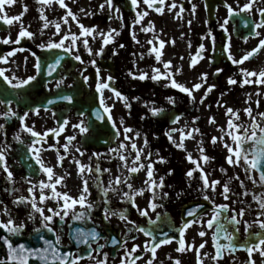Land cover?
<instances>
[{
	"label": "flooded vegetation",
	"instance_id": "flooded-vegetation-1",
	"mask_svg": "<svg viewBox=\"0 0 264 264\" xmlns=\"http://www.w3.org/2000/svg\"><path fill=\"white\" fill-rule=\"evenodd\" d=\"M224 5H219L216 8L214 20L208 22L207 15L204 7V14L206 23L211 26L216 22V15L218 10H222L229 24V29H222L217 37H214V30L212 29V37H209L210 51L207 56L209 67L213 71L211 77V83L215 87L211 92L207 94L204 99L212 102L213 98L219 97V94H224V86L221 85L225 73H231L232 79L236 80L237 83L230 85L228 90L231 93L233 99L245 101L248 97L254 102L258 99L259 106L257 103H253L252 109L257 112H264V83L256 84L255 82L244 84L241 86V81L245 79L242 76L240 70L245 65L254 71L264 69V48L253 56L244 61L242 64H233L231 60H227L226 63L222 61L217 65L213 66L214 60L212 59V53L215 50L216 45L228 46L227 57L229 53L234 56L236 55L239 60L246 52L251 51L259 44L261 39H264V27L256 28L255 24L264 20V16H261L256 10L253 15L247 14V12L235 10L238 13L237 16H243L249 18L253 22V36L245 38L247 32L242 28V22L235 19L234 22L229 21V6L226 0H223ZM258 8L264 7V0H257ZM160 5L158 1L153 4L151 11H155L156 7H164ZM117 5L124 16H130L135 14V8H133L130 0H120ZM132 6L131 13H125L123 10L124 6ZM185 7V5H183ZM93 16V19H96ZM255 32H259L260 36H256ZM19 31L16 28H11L5 25V28H0V40L9 38L15 41ZM214 37V38H213ZM223 37L226 41H223ZM117 40V43H116ZM48 40H42L41 36H33L32 39L21 38L19 44L0 43V56L7 57V53L10 51L14 52V55L7 57V63H0V69H6L5 75L9 77L13 84L19 83L20 81L27 79L29 76H35L36 79L31 81L28 85L21 88H12L0 78V100L11 101V104H0V124L4 125V129L0 130V150H3L6 158V165L9 171L13 174V181L10 183L7 179V174L0 167V209L5 205L11 209V216L16 224L21 221L24 222V228L22 232L16 236L10 237L15 243H21L29 248H44V240L51 241L52 245L56 247L61 254H70L69 262L74 257H81L77 264H96L97 260L104 259V254H107L106 264H120L121 258H125L126 264L128 257L125 256V249L131 250L132 246L137 245V252L131 253V256L139 255L140 259L136 260L135 264H146V262L152 258V253L145 251L146 245L155 243L158 240L164 239L165 235L170 240L168 244H161L156 250L155 259L153 264H173L174 260H179L180 264H197V254L195 248L199 246L201 242H206L205 247L200 250L203 264H233L232 256L236 258L235 264H245L248 259V253L244 248L238 247L234 253H224L223 259L213 261L211 256L215 254V248L213 247L212 236L216 231L215 226L212 229L206 227L205 222L211 218L212 203L211 201L204 200L203 193L201 191L202 181L199 179L200 173L194 172L192 178H188L185 173L187 170L180 166L179 153H192V150L188 149V144L193 141V138H186L184 140L186 151L180 150L169 141L168 136L165 133L170 132L171 129H177L175 132H171L173 139L179 142L180 131L179 127H184L185 133L193 128H197V124L202 122V116L195 103L194 90L192 91V98L186 93L180 92L178 89L170 86V80L173 78L161 77L157 80L155 87H148V79L150 83L152 79L146 75L145 79H134L128 74L126 69L125 61L131 60L133 56V48L131 46V39L127 38L125 45L122 47L123 51L120 50L119 54L116 53V47L121 46L119 37L103 45V51L100 55L96 53L98 44L94 41L89 47L92 54L89 55L88 51L81 49L78 52H74L70 47V51L64 57L57 56L53 61L47 63V59L51 58V55L47 53L48 49H41L38 47L39 44H47ZM45 44V45H46ZM66 44V42H65ZM23 48L24 51H16V49ZM62 50V49H60ZM26 56V63L19 65L17 57ZM75 55L81 57L80 61L74 59ZM206 53L198 51L197 57H204ZM59 58V64L56 65L52 70L51 75L48 74L49 65L55 64ZM37 60L41 61V68L39 72L34 67ZM95 61V65L91 61ZM83 61V63L81 62ZM220 70L219 72L217 70ZM225 72V73H224ZM125 73V74H124ZM42 75V83H35L37 77ZM108 77H112V80H108ZM87 78V79H85ZM252 81L256 80V77H250ZM264 79V78H262ZM59 82V87L57 83ZM108 83L109 88H114L119 91L123 97L126 98L125 104L129 107H125L124 111V123L121 126V116L118 113L110 112L105 113L106 116L110 114L113 121L116 123L117 128L120 131L118 137L113 136L114 129L112 130V124H108L106 127L101 128L98 132L88 124L89 118L96 119V111L90 110V112H82V108H87L92 102V99L97 98L99 102L103 97L104 102L106 101L105 96L114 98V94L108 88L101 89L97 92L96 86L98 83ZM156 82V81H154ZM184 86L192 89L193 85L191 82L184 81ZM129 85V86H128ZM169 85V86H166ZM171 88V89H170ZM226 88V89H227ZM134 93L138 97H134L133 103L129 99V93ZM198 95L201 94V89L197 90ZM251 93V94H250ZM259 93V95H257ZM45 96L47 104L52 105L51 108H39L38 114L32 111L35 108L37 97ZM237 96V97H236ZM62 97H67L64 99ZM172 97L174 103H170L168 98ZM143 98H152L151 102L155 100L156 108L163 109L164 115L160 116L159 112L157 115H153L151 111H148L143 103ZM113 100V99H112ZM49 101H52L49 103ZM248 105L249 103H245ZM11 108L12 112H15V116H11L8 119L4 118V113ZM248 108V106H245ZM104 110V109H103ZM25 113L28 115L24 118V124L27 127L33 128L34 131L41 133L42 138L32 137L29 132L24 131L21 127L20 117L24 116ZM169 113L176 114L179 120L171 125L175 117L169 115ZM67 120L68 123L63 125V121ZM195 120V123L193 121ZM80 124L82 127H87L86 133H81L78 128H74L73 125ZM63 125V131L59 135H55L51 132V129H58ZM128 127L133 129V132L128 133L130 137H134L136 133L139 136L135 138L134 142L137 148L144 149V159L141 158V162H153V169L157 170L153 172V178L158 182L163 177V187L155 189L157 192V198L154 200L158 206L155 210L148 209V201L151 197V193L148 192L147 186L144 184L146 179V171L140 170L137 173L125 175L130 176V183L133 185V189L144 188V195H134V201L137 207L146 209L148 216H141L137 211V207H133L132 203L121 200L120 195L117 193H109L108 198L110 201L109 206L114 210L124 211L127 216V221L119 219L117 216H112L109 220H105L104 217V205L101 190L97 187V174L95 172L88 173L83 172L78 174V168L75 161H80L83 165L84 162L89 163L90 167L95 168L97 165L103 170L105 168L111 170V176L114 175V163L116 156L114 152H109L116 146L118 139H122L128 145L127 149L129 153H134L130 148L129 141L123 140L124 136L123 128ZM201 128V127H200ZM202 131V130H200ZM44 132H48L46 137L43 136ZM196 137V133L193 134ZM74 136L71 142L66 137ZM18 137V138H17ZM113 137V140H112ZM203 137V136H202ZM206 138V136H204ZM37 139H40L39 143H35ZM145 139L147 145H145ZM64 145H67V151L64 149ZM212 147L216 148V144ZM39 149V158L43 164L53 168L55 180L56 176L63 177L61 184L57 185V191L61 193H68L73 198H78L80 190L83 187V180L81 175L88 179L89 192L87 195V202L93 204L91 212L81 219H72L73 212H87V209L80 208L79 204L75 205L73 209L69 210V215L64 218L61 222L59 217H54L53 223L50 225L54 229L53 232L47 231V229L41 226L39 214H34L35 219H27L30 205L25 207L23 205L17 206L13 204V200L20 196L28 197L29 193L27 189L30 184L26 182L23 177H29L32 184H36L37 187L33 191V195L39 201L40 189L38 187L40 180L47 182V175L39 171L40 165L36 163L34 156L37 155L35 151H29V149ZM79 149V151H77ZM198 150V149H197ZM205 150V149H204ZM57 153L63 156L64 159L60 161V166H57ZM83 153V155H81ZM93 153L101 154L99 157L93 156ZM151 153L149 159H145L148 154ZM123 154H125L123 152ZM205 154L209 157L205 151ZM91 157V159H90ZM160 158H163L165 162L161 163ZM214 158V157H213ZM222 157L217 159H211L207 164L202 162L203 167H206L205 172L210 173L208 179L211 181L217 179L221 182V185L231 177L239 176L241 180H244L250 193L264 192V188L254 192V187L250 181L245 177V172L239 167V170H235L232 166L226 162V159L222 162ZM184 160H187L184 158ZM186 163H190L188 160ZM214 166L215 170L212 171L211 167ZM226 170V175L221 173L220 169ZM228 168H233L234 171H228ZM219 172H215V171ZM229 172V173H228ZM120 173V172H119ZM117 173V176L119 175ZM230 174V176H228ZM109 173L101 171L99 174L100 180L103 182L104 187H108ZM256 176L255 173H253ZM107 185V186H106ZM230 199L225 200L220 194L222 188L220 185L217 186L215 192L210 189L205 190L206 193L211 197V200L216 204H228L230 209H236L237 211L244 207L246 209L245 215L241 219V223L238 225H231L225 221L224 227L228 232H232L237 240L248 244L249 241L245 240L247 233L245 232V224L243 221H247L251 226L249 232L251 233H262L258 225L254 221L259 216V208L255 201L252 199V195L247 196L241 195L243 191L240 187L239 181L232 179L230 183ZM6 189H16L11 194ZM50 189H45V195H50ZM121 191H128L127 187L122 186ZM167 194V195H165ZM59 199V198H57ZM59 203L62 205L63 201ZM45 209V214L50 215L47 212V208H53L59 210L57 207L56 200H46L42 205H39ZM188 211L196 213L195 219H199V223H193L184 230V241L185 247L189 244L193 245V250L185 252H177L180 237V229L184 222L193 220L194 217L187 215ZM231 211L227 215H231ZM8 217L4 216L0 212V220L6 221ZM259 219L264 220V216H259ZM155 221L150 223L149 221ZM134 226L145 229V231L151 233L150 236H146L144 232L136 231ZM39 228L40 232L36 233L34 229ZM238 228V231L236 229ZM80 229L84 233L96 231L99 233L97 241H91L90 247L88 244L77 243L74 239L76 230ZM205 231L206 235L200 237L199 231ZM8 234L3 230H0V236H7ZM57 236L60 237V243H56ZM40 237H43L41 239ZM116 241L113 244L112 241ZM3 240H0L2 242ZM25 242V243H24ZM221 244L227 243L223 239V233L220 234ZM251 243H256L254 238L250 239ZM98 244H103L104 247L99 249V252L95 251ZM264 247V246H262ZM204 253H208L204 256ZM3 254L1 255V261L3 260ZM171 257L172 259H169ZM252 260L254 264H264V257L259 255V252L253 251ZM5 262V261H4ZM7 263H12L8 261ZM29 264H42L39 259L29 258ZM56 264H59L57 261Z\"/></svg>",
	"mask_w": 264,
	"mask_h": 264
},
{
	"label": "snow or ice",
	"instance_id": "snow-or-ice-1",
	"mask_svg": "<svg viewBox=\"0 0 264 264\" xmlns=\"http://www.w3.org/2000/svg\"><path fill=\"white\" fill-rule=\"evenodd\" d=\"M15 0H0V22H2L4 25L11 26L13 22H20L21 21V16L23 13L20 15H14V16H9L6 13L5 6H11ZM53 2L59 5L61 9H65V16L61 17V20L63 21L64 24H68V17H71V20L74 22H77V25L80 29V36L81 37H87L91 36L94 32V28H88L85 27L82 24L78 23V18L77 15L74 14L70 8H68V5L65 3V0H37V3L41 5H52ZM75 2V0H73ZM157 0H143V3L146 4L149 8L153 7V4L156 3ZM191 2V0H189ZM257 2V0H248V3H245L240 11L244 12H249L251 11L253 5ZM133 8L137 7L138 0H131ZM158 3L160 5H164L165 0H158ZM105 4L108 6L109 10L113 8V3L112 0H105L103 4H101L99 7L102 10L105 7ZM177 7L175 2H173L171 5L168 6V10L171 11L172 8ZM228 7V13L229 16H234L237 15L238 13L234 12L231 6ZM26 6H25V11H26ZM195 10V5H193V12ZM40 12L39 19L43 21V25L41 28V32H43V29H46L49 27V24H53L56 33L59 34L61 25L60 23H57L55 21H48L47 17L44 15L43 9H38ZM81 12H84V9L80 10ZM117 12H119V9H116ZM155 11L157 13L162 12L161 7H156ZM181 11H183V8H181ZM257 11L261 16H264V7L258 8ZM93 13L91 12H86L85 15H92ZM148 13L146 11H141L137 12L136 17H135V24H139L143 17L147 16ZM179 15V13H177ZM227 19L225 20V24L227 23ZM256 28H261L264 27V20H261L259 23L255 24ZM154 30L152 22L149 21L148 26L142 27L141 31L147 33L149 31ZM115 31V30H112ZM100 35L103 37L102 41V47L101 49L96 53V55H100L103 51V45H106L111 42L110 40V35L105 34V33H100ZM118 35V33H117ZM256 36H260L259 32H255ZM34 34L32 32L27 31L22 22L20 25V31L17 35V38L15 41L10 40L9 38H4L3 40H0V43L4 44H9V43H14V44H19L21 38H28L32 39ZM133 39L135 40V34L133 33ZM70 40L71 41V48H75L78 40V36L74 33L66 32L63 36H61L60 40L58 42H52L49 41L46 45L41 43L38 45L39 48L41 49H62L64 52H69L70 47L65 46V41ZM85 50L88 51L89 55L92 54V51L89 47V42L88 39L85 38L82 41ZM138 43V41H137ZM148 44H152L153 41L149 40L147 41ZM160 47L163 48L164 42L160 41ZM123 47V45H121ZM261 48H264V39H261L259 41V44L256 46V48H253L251 51L246 52L239 60L234 59L233 56L229 53L228 59L232 61L233 64H242L244 61L248 60L250 57H252L254 54H257ZM200 49H203V45L200 46ZM25 49L19 48L16 49V51H24ZM226 52L228 51V46H225L224 49ZM150 51L155 52V57L157 61L160 60L161 57V52L156 49L152 48ZM14 55L13 51H10L7 53V57H11ZM7 57L0 56V63H7L8 59ZM74 59L77 61L81 60V57L79 55H75ZM59 58L56 60L55 64L49 65V71L48 74L51 75L52 70L56 67L57 64H59ZM83 63V61H81ZM93 66L95 65V61H91ZM196 63V59L193 58L191 61V65H194ZM171 62H164V68L169 69L170 68ZM34 67L37 69L39 72L41 68V64L39 60H37V63L34 65ZM158 69H153L154 73H158ZM177 73H179V69L176 70ZM218 72L220 71L219 69L217 70ZM242 75L245 77L241 81V86L244 84H249L255 82L256 84H261L264 83V69L257 71L254 70H247V69H241L240 70ZM6 69H0V78L3 79L5 83H7L10 87L12 88H21L25 85H28L31 81L35 80V76H29L27 79H24L20 81L19 83L13 84L9 77L5 75ZM131 75V73H130ZM171 73H168V77H171ZM146 74H141L138 78L143 80L145 79ZM206 73H202L199 77L201 81H206ZM250 77H256L255 81H252L251 79H248ZM135 78V77H134ZM159 78L158 75H153L151 79L157 80ZM87 79V78H85ZM108 80H112V77H108ZM237 81L229 78L228 79V84L233 85L236 84ZM169 86V85H166ZM170 86L172 88L178 89L182 93L188 94L190 98H192V91L193 90H199L202 87V83H196L193 85L192 89H189L185 87L183 84L178 83L175 79L170 80ZM57 87H59V82L57 83ZM214 85H209L205 91L204 97H201V103H203L204 98L207 96L209 92L212 91L214 88ZM108 88L110 91L113 92L114 96L119 98L121 101H126V98L122 96V94L115 90L114 88H109L108 83H98L96 86L97 92H100L101 89ZM223 95V93L221 94ZM259 95V93H257ZM64 99H67V97H62ZM170 103H174V100L172 97L168 98ZM52 101H49L51 103ZM11 104V101H4L0 100V104ZM218 106L223 107V105L219 104V101L217 102ZM247 103V101H246ZM101 107L104 109L105 113H110V108L107 106L104 102L103 97H101L100 101ZM126 107H129V105L125 104ZM257 106L258 103H257ZM35 113L38 114V109H32ZM153 115H157L159 112L163 111V109H150ZM244 113L250 118L251 124L250 126H246L242 123H235L234 121H238L240 119L238 112L233 110L232 108H227L225 115L229 116V119L227 121V130L225 129H220L222 135L219 137L213 136L211 137V143L215 145L218 141L223 143V146L227 149L228 155L225 157L226 162L229 164V166L233 167H240L242 170L245 172V177L248 181L252 183L253 186L264 188V112H258L256 115L252 114V109L250 107L244 109ZM4 118L8 119L11 116H15L16 113L12 112L11 108L8 109L4 114ZM28 115V113H25L24 116L20 117V122H21V127L24 129V131L29 132L32 137H37V138H42L41 133H38L33 130L31 127H27L24 124V118ZM97 119H103V117L100 115V113H96ZM257 117H259V120H257ZM108 121L111 122L112 128L115 130L114 131V136L118 137L120 135V131L117 128L116 123L113 121L112 116L109 114L107 117ZM179 120V117H175L173 120V123H176ZM68 123L67 120L63 121V125H66ZM195 123V120L193 121ZM209 123H215V120L213 118H209ZM63 125L59 127L58 129H51L50 131L53 132L55 135H59L60 132L63 131ZM121 126H123V120L121 119ZM74 128H78L81 133H86L88 131L87 127H82L80 124L73 125ZM4 129V125L0 124V130ZM177 129H171L170 132L165 133L166 136H168L169 141L173 143L175 147H177L180 150L186 151L184 140L186 138H193L194 139V133H199L200 130L198 128H193L189 130L188 132L185 133L183 129H180V138L179 142H176L172 135L171 132H175ZM124 132V139L126 141H129L130 143V148L133 152H135V156L132 160V165L129 166L127 163V157L123 154V151L128 147L124 142H121L118 146L117 149H109V152H115L117 154V157L119 161L121 162L118 165V170L120 168L126 169V172L129 174H134L140 171L141 169H144L146 167V179L144 180V184L147 186V191L151 193V197L149 198L148 201V209L155 210V208L158 206L156 203H154V200L157 198V192L155 189L163 187V177L159 179L157 182L153 178V162H149L146 166L141 163V152L142 149H138L136 143L134 142L135 138L139 136V133H136L134 137H130L128 133L133 132V129L124 127L123 128ZM48 135V132H44L43 136L46 137ZM227 135L228 138L232 141L231 144L226 142L224 140V136ZM18 138V137H17ZM66 139L71 142L73 139H75L74 136H68ZM40 139H37L35 143H39ZM145 145H147V140L145 139ZM65 151H67V145L63 146ZM197 149L199 151V160L202 161L204 164H207L211 159H214L213 157H209L205 154V150L203 148V143L198 142ZM29 151H35L37 153L36 156H34V159H36V163L40 165L39 171L43 172L44 174L47 175V182L45 181H40L39 182V189H40V195H39V201H37L36 197L33 195L34 189L37 187L36 184H32L31 179L29 177H23V179L30 184V187L27 189L29 196L24 197L20 196L19 198L13 200V204L20 206L23 205L25 207H28L30 205V210L28 211L27 219L32 220L35 219L34 214H39L40 217V222L41 226L49 232L54 233V229L50 226L53 221L54 217H59L61 222L64 221V218L69 215V210L73 209L75 205L79 204L80 208L82 209H87V212H79L75 213L73 212L72 219H81L87 215V213L91 212L93 208V204L90 202H87V193L89 192V183L88 179H85L82 175L81 178L83 180V187L80 190V195L78 198H73L71 197L68 193L64 192L61 193L60 191H57L56 186L61 184L63 177L56 176L55 180L53 181L54 177V172L52 167L45 166L42 162V160L39 158V149H32L30 148ZM79 151V149H77ZM83 155V153H81ZM101 154L99 153H93V156L99 157ZM151 156V153L148 154V156L145 157V159H149ZM64 159L63 156H60L59 153H57V166H60V161ZM91 159V157H90ZM186 159L195 167L189 169L185 175L188 178L193 177V173L195 171H199L200 176L199 179L202 181L201 184V191L203 193V198L204 200L211 201L212 203V213H211V218L208 219L205 224L206 227L209 229H212L215 226L216 231L213 233L212 236V241H213V247L215 248V254L211 256V259L215 262L218 261L219 259H223L224 253H234L235 250L238 247L244 248L245 251L248 253V259L245 262V264H254V261L252 260V253L253 251L259 252V255L261 257H264V236H261L260 233H251L249 232V228L251 227L247 221H243L245 224V232L247 233L245 240L249 241L248 244H245L244 242H241L237 240L236 236L232 232H228L227 229L224 227V223L222 221L227 222L228 224L231 225H238L241 223V219H238V217L243 218L245 215L246 209L244 207H241L238 211L236 209H230L228 204H216L214 201L211 200V197L206 193L205 190H211L212 192H215L217 189V186L220 185L222 188L221 195L224 197L225 200L230 199V183L232 179H235L239 181L240 187L243 190L241 192V195L247 196L249 194L252 195L253 201H255L258 205V208L260 210L259 216H264V192H259V193H250L247 186L245 185L244 180H241L240 177L237 175L235 177L229 178L227 181H225L222 185L221 182L217 179L209 180L208 176L210 173H206L201 165L196 159L192 157V154L189 152L186 155ZM161 163L165 162L163 158H160ZM77 168H78V174H82L85 169L87 170L88 173H93L95 172L97 174V187L101 190L102 196L104 197L103 199V205H104V219L109 220L112 216H117L119 219L127 221L128 223H131V221H128L127 216L125 215L124 211L120 210H114L112 209L109 204V198L108 194L111 193H117L120 195L121 200L132 203L133 207H137L134 201V195H144L145 189H133V185L130 183V176L121 174L118 176H115L114 178L111 177V170L110 169H101L99 165H97L95 168H92L87 165H81L80 161H75ZM0 167L3 168V171L7 174V179L11 183L13 181V174L11 171H9V168L6 165V158L3 150H0ZM101 171L109 173L110 178L108 181V187L103 186V182L100 180L99 174ZM221 173H224L226 175V170L221 168L220 169ZM253 173H256L257 175L254 176ZM115 185V187L113 186ZM120 186H125L127 187L128 191H121ZM45 189H50V195H45L44 190ZM6 191H9L11 194L12 191H16V189H6ZM167 195V194H165ZM59 198V199H57ZM56 200L57 201V207L59 210H54L53 208H47V212L51 213L50 215L45 214V209L39 205H42L46 200ZM62 200L63 204L61 205L59 201ZM3 202L0 201V204ZM137 211L141 216H148V211L146 209H141L137 207ZM231 211V215H227ZM0 212L3 213L4 216L8 217L6 221L0 220V230H3L6 232L8 235L7 236H0V240H3V243L7 246L8 248V260L14 262V264H29V258H36L39 259L42 264H56L58 261L59 264H77V261L81 257H74L71 259L69 262V255L70 254H61L59 250L54 247L51 243V241L44 240V244L46 247L44 248H29L24 244H19L18 246H13V244L10 242V237L16 236L20 234L24 228V222L21 221L19 224H16L14 219L11 216V209L7 205H5L2 209H0ZM187 215L189 217H194L193 220L186 221L183 223L181 229H180V237L181 239L179 240V247L176 248L177 252H185V251H191L193 250V245L189 244L187 248L185 247V241L183 239L184 237V230L188 228L191 224L193 223H199V219H195L196 213L193 211H188ZM258 218L254 221L258 227L264 231V220H261ZM150 223H155V221H149ZM136 231L144 232L146 236H150L151 233L145 231L143 228H139L138 226H134ZM36 233L40 232L39 228L34 229ZM238 231V228L236 229ZM76 235L74 239H76L77 243H84L88 244L90 247L91 241H97L99 237V233L96 231H91L89 233H84L80 229L76 230ZM223 233V239L227 241V243L221 244L219 242L220 240V234ZM198 235L200 237H204L206 235L205 231L201 230L198 232ZM43 239V237H40ZM254 238L257 242L256 243H251L250 239ZM56 243H60V237L57 236L56 238ZM113 244H116L117 242L114 240L112 241ZM170 243V240L167 238L165 235L164 239L158 240L155 243H150L149 245H146L145 251H149L152 253V258L149 259L146 264H153V259H155L156 255V250L157 248L160 247L161 244H168ZM206 242H201L198 247L195 248V252L197 254V264H203L202 261V256L200 250L205 247ZM104 247L103 244H98V247L95 251L99 252V249H102ZM137 245H133L130 252L129 250L125 249V256L128 257L127 264H135L136 260L140 259L139 255L136 256H131V253H136L137 252ZM204 256H207L208 253H204ZM169 259H172L169 257ZM233 264H235L236 258L233 255L232 256ZM107 261V254H104V259L97 260L96 264H106ZM0 264H5L4 261H0ZM120 264H126L125 258H121ZM173 264H180L179 260H174Z\"/></svg>",
	"mask_w": 264,
	"mask_h": 264
},
{
	"label": "rangeland",
	"instance_id": "rangeland-1",
	"mask_svg": "<svg viewBox=\"0 0 264 264\" xmlns=\"http://www.w3.org/2000/svg\"><path fill=\"white\" fill-rule=\"evenodd\" d=\"M118 1L120 0H112L113 8L111 10H109L106 4L105 7L101 10L99 6L103 4L105 0H75V2H73V0H65L68 8H70L71 11L77 15L79 24H82L88 28L95 29V32L91 36L87 37L80 36V29L77 25V22L72 21L71 17H68V24L63 23L61 17L65 16L66 10L61 9L55 2H53L52 5H41L37 3V0H15L13 5H6L5 10L9 16L20 15L21 13H23V15L21 16V21L13 22V24L9 27H14L17 29V31H20V25L22 22L24 28L27 31L32 32L34 36H41L42 40H48V42H58L61 36H63L66 32L76 34L78 36V40L75 48H72L74 52L85 49L82 43L83 39L85 38L88 39L89 45L95 41L98 44V49H101L103 37L100 35V33L109 34L111 42L114 41V43L115 39L119 37V42L123 46L125 45L127 38H130L131 46L134 50V57L130 61H125V70L128 72V74H124L129 76L132 75V77H135L134 79L136 80L139 79L138 77L142 73L150 77H152L153 75H158L159 78L157 80H160L161 77H168V73L170 72L172 75L169 78L175 79L180 84L184 85V81L188 80L192 85L196 83H202V87L200 88L201 94L198 95L197 90H194L195 103L198 107V110L200 111V116H202V122L197 124V128L202 131L196 133V137H194V140L188 144V149L190 148L192 150V157L199 163H201V165L202 161L199 160L200 154L197 150L198 142L201 141L203 143V148L208 155H211V157H214V159H217L219 157L225 159V157L228 155L227 149L223 146V143L219 141L216 143V148L212 147L211 137L221 136L222 133L220 129L227 130V121L229 119V116L225 115L226 109L232 108L233 110L238 112L240 119L238 121H234L235 123H242L246 126H250L251 120L244 113L245 106H248L252 109L253 103L260 104L258 99L256 100V102H254L249 97L245 101H243V103L237 98L233 99L231 97L230 91L227 88L230 86L228 84V79L233 77L232 74L228 72H224L225 76L223 77V81L221 83V85H226L224 86L225 93L223 95L219 94V97L213 98L212 102H210L207 98L203 100V103H201V97H204L207 87L209 85H212L211 77L213 71L210 69L207 59L210 51L209 37H212V29L214 30V37H217L218 33L222 29H229V24L224 23L226 20L225 13L219 9L216 15V22L211 26H208L205 19L202 0H191V2H189V0H165L167 4L166 6L162 7L161 13L151 11L150 9H148L147 5L143 3V0H138L137 7L135 8V14L130 16H124L122 14L117 5ZM173 2H175L177 7L172 8V10L169 11L168 6ZM226 2L229 6L232 7V9L240 10L245 3H248V0H226ZM183 5H185V7ZM193 5H195L194 12ZM25 6L27 9L26 11ZM257 6L258 3L256 2L253 5L251 11L247 12V14L252 16L253 13L257 10ZM117 8L119 9V12L116 11ZM181 8H183V11H181ZM38 9H43L44 15L47 17L48 21H55L57 23H60L61 29L59 34L56 33V29L51 23L49 24L48 28L43 29V32H41V28L44 22L39 19L40 12L38 11ZM81 9H84V12H81ZM141 11H146L148 15L143 17L139 24H135L134 21L136 14L137 12ZM86 12H91L93 14L85 15ZM174 12L176 13V17L174 20H172L171 15ZM177 13H179V15H177ZM94 15L99 17V20L93 19ZM149 21L152 22L154 30L147 33L141 31L142 27L148 26ZM133 33L135 34V40L133 39ZM149 40L153 41L151 45L147 43V41ZM160 41L164 42L163 48L160 47ZM65 42L66 47H71L70 40H66ZM201 45H203L202 50L200 49ZM152 48H156L161 52L159 61H157L155 57V52L150 51ZM120 50L123 51V48L121 46L116 47L117 54H119ZM198 51H202L203 53H206V55L204 57H197ZM193 58L196 59V63L190 66ZM233 58L237 59L238 57L234 55ZM16 60H18L17 62L19 63V65H24V63H26L27 61V57L24 55L19 56ZM168 61L171 62L170 68L165 69L164 62ZM153 69H158V73H154ZM177 69L180 70L179 73H177ZM242 69L252 70L246 65L242 67ZM202 73L207 74L206 81H201L199 79ZM157 80L152 79L153 83H150V80L148 79V87H155L157 85ZM134 97H138V95H136L134 91L133 93H129V99L132 103ZM105 98V104L109 106L110 112L120 114L121 119L123 120L125 117L124 108L126 107L124 101H121L117 97L112 98L110 96H105ZM151 100L152 98H143L142 100L144 107L148 111H150V109H157L155 100L153 102H151ZM218 101L219 104L223 105V107L218 106ZM246 101L247 103H249L248 105L244 104V102L246 103ZM256 113L258 112L252 109V114L256 115ZM210 117L215 120V123H209ZM257 120H259V117H257ZM180 129L184 130L185 128L179 127L178 130ZM204 136H206V138ZM122 138L124 140V136H122ZM224 140L229 144L232 143L227 135L224 136ZM121 141L122 139H118L116 146L112 149H117ZM138 149H142L141 158L144 159V149L140 147H138ZM123 152L125 153L124 155L128 158V165L131 166V159L133 155L129 153V150L127 148ZM178 155L180 157V166H182L183 169L187 170L188 168L191 169L195 167L191 163L185 162L187 161L184 160V158L186 159V153H179ZM115 156L116 159L113 169V178L117 176V173L119 172V175H121L122 173H127L126 169L124 168H120L118 170V165L121 162L119 161L117 154H115ZM223 161L224 160H222V162ZM141 163L146 166L149 162L143 161ZM83 165L89 166L90 164L84 162ZM233 168L235 170H239V167ZM233 168H228V171H234ZM203 169L204 171L208 170L206 169V167H203ZM142 170L146 171L147 169L145 167ZM211 170H215L214 166L211 167ZM84 172H87V170L85 169ZM156 172L157 170L155 169L154 173ZM215 172L219 171L217 170ZM228 176H230V174ZM132 182L133 180L131 181V183ZM113 186L115 187V185ZM260 189L262 188L255 186L254 192Z\"/></svg>",
	"mask_w": 264,
	"mask_h": 264
},
{
	"label": "water",
	"instance_id": "water-1",
	"mask_svg": "<svg viewBox=\"0 0 264 264\" xmlns=\"http://www.w3.org/2000/svg\"><path fill=\"white\" fill-rule=\"evenodd\" d=\"M204 6H205V11H206V15H207V20L208 22H212L214 20V15H215V11L217 6L219 5H224L223 0H203ZM123 10L125 11V13H131L132 12V6L129 5L124 6ZM96 19H99V17H95ZM235 19H238L240 21V23L242 22V28L243 30H245L247 32V35L245 36V38H248L249 36H253V22L251 19L246 18V17H241V16H229V21L234 22ZM0 28H5V25L0 22ZM223 41H226V38L223 37ZM225 46L224 45H216L215 46V50L212 53V59L214 60L213 66L217 65L218 63H220L221 61L223 63H226L228 60L227 57V52L224 50ZM47 53H49L51 55V58L47 59V63L50 61H53L57 56L59 57H64L67 55V52H64L62 50L59 49H52V50H46ZM255 55V54H254ZM253 55V56H254ZM250 57V58H253ZM41 62V61H39ZM42 81V75L40 74V76L37 77V80L35 81V83H38ZM42 83V82H40ZM46 99L45 96H41V97H37L36 101L33 103L35 104V108L39 109V108H45V109H49L52 107V105H49L46 103V101H44ZM85 109H90L93 111H96V113H100V115L103 117V119H91L89 118L88 124H90V126L93 128V130H95L96 132H98L101 128L106 127L108 124H110V122L108 121L105 112L103 111V108L101 107L99 100L97 98L92 99V102L90 103V105L87 106V108H82V112H90V110H85ZM96 115V114H95ZM160 116L164 115V112H161L159 114ZM169 115H173L174 117H178L176 114L173 113H169ZM174 123L172 122L171 125H173ZM111 125V124H110ZM112 127V126H111ZM113 131V128L112 130ZM114 136V133H113ZM113 140V137H112ZM261 236H264V232L260 233ZM10 242L13 244V246H18L21 243H15V241L13 239H10ZM25 243V242H24ZM4 252L3 254V260L5 261V264H12V263H7L8 260V248L7 246L2 242H0V254ZM1 255H0V261H1Z\"/></svg>",
	"mask_w": 264,
	"mask_h": 264
},
{
	"label": "bare ground",
	"instance_id": "bare-ground-1",
	"mask_svg": "<svg viewBox=\"0 0 264 264\" xmlns=\"http://www.w3.org/2000/svg\"><path fill=\"white\" fill-rule=\"evenodd\" d=\"M175 17H176V13L174 12V13L171 15L172 20H174Z\"/></svg>",
	"mask_w": 264,
	"mask_h": 264
}]
</instances>
